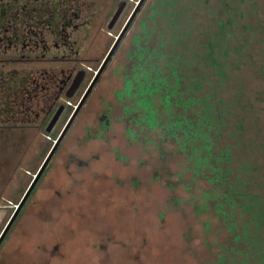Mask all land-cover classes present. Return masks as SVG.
I'll return each instance as SVG.
<instances>
[{
	"label": "rangeland",
	"instance_id": "obj_1",
	"mask_svg": "<svg viewBox=\"0 0 264 264\" xmlns=\"http://www.w3.org/2000/svg\"><path fill=\"white\" fill-rule=\"evenodd\" d=\"M63 1L78 17L71 56L84 61L80 66L86 76L71 98L58 94L57 106L64 109L49 132L44 117L57 89L46 71L56 68L60 76L59 68L66 64L51 61L50 54L44 60L7 64L0 44V233L110 46L133 10L135 14L1 239L0 264H215L233 241L218 219L208 218L209 211L194 212L207 182L189 180L173 143L160 140L159 130L141 129L124 110L129 100L117 96L125 51L152 0H58ZM193 1L173 0L185 22L187 9L198 15L191 21L200 26L211 18L226 25L231 18L228 44L236 53L231 59L243 63L237 75L264 63V0H203L198 6ZM42 36V44H49L50 36ZM255 87L264 101V82L250 84L248 90ZM256 126L262 128L263 121ZM254 131L248 139L262 140L263 133ZM251 162L263 164L260 157ZM228 255L231 259L219 264H236L238 254Z\"/></svg>",
	"mask_w": 264,
	"mask_h": 264
},
{
	"label": "trees",
	"instance_id": "obj_2",
	"mask_svg": "<svg viewBox=\"0 0 264 264\" xmlns=\"http://www.w3.org/2000/svg\"><path fill=\"white\" fill-rule=\"evenodd\" d=\"M174 4L152 0L137 19L118 99L129 100L124 110L141 129L159 130L160 140L173 143L189 180L207 182L194 212L209 211L233 241L215 264L231 259L229 251L238 254L236 264H264V126H256L264 123V101L258 87L248 90L264 82V63L237 75L243 63L231 59V18L200 26L191 21L198 15L187 9L185 22ZM254 130L262 140L248 139ZM256 157L261 166L252 164Z\"/></svg>",
	"mask_w": 264,
	"mask_h": 264
},
{
	"label": "flooded vegetation",
	"instance_id": "obj_3",
	"mask_svg": "<svg viewBox=\"0 0 264 264\" xmlns=\"http://www.w3.org/2000/svg\"><path fill=\"white\" fill-rule=\"evenodd\" d=\"M50 3H52V8L47 7ZM68 9L71 7L66 1L59 4L58 0H0V44L2 41L3 46L1 47L8 54V57L3 58L5 63L44 60L45 54H50L51 61H56V63L61 61L66 64L65 68H59L60 76L57 75L58 70L56 68H51V72L46 71L49 81L55 83L57 89L55 99L51 101L45 112L46 127L56 110L59 107L64 109L62 105L57 106L58 94L65 96L73 79L81 77L72 95L70 97L65 96L71 98L83 85L86 76L85 69L80 66L84 61L71 56V53L74 52L75 34L79 24L77 14L74 11H68ZM5 19H7V23L2 22ZM16 23L18 25L15 26ZM43 33L50 36L49 44H42ZM39 44H41V48L38 53ZM10 49L17 50V54L13 56L9 54ZM23 50L27 52L23 53ZM59 51L60 53L56 54ZM89 84H87L83 94ZM35 115L37 116L36 113ZM43 120H41L42 123Z\"/></svg>",
	"mask_w": 264,
	"mask_h": 264
},
{
	"label": "water",
	"instance_id": "obj_4",
	"mask_svg": "<svg viewBox=\"0 0 264 264\" xmlns=\"http://www.w3.org/2000/svg\"><path fill=\"white\" fill-rule=\"evenodd\" d=\"M142 0H139V2H141ZM124 2H122V4H119L118 7L116 8V10L114 11L113 15L111 16V19L109 20L107 27L110 28L113 23L115 22V20L117 19V17L119 16V14L122 11ZM135 14V10L132 11V13L130 14L129 18L127 19L125 25L123 26L122 30L120 31V33L118 34V36L115 38L114 42L112 43V45L110 46L109 50L107 51L104 59L102 60L97 72L95 73L94 77L92 78V80L90 81V84L88 86V88L86 89L85 93L83 94L82 98L80 99L79 103L77 104L75 110L73 111L72 115L70 116V118L68 119L67 123L65 124L62 132L60 133V135L58 136V138L54 141L52 147L50 148V150L48 151L47 155L45 156L44 160L42 161L41 165L39 166V168L37 169L35 175L33 176V179L31 180V182L29 183L28 187L26 188L25 192L23 193L20 201L17 203L15 210L13 212V214L11 215V217L8 219V221L6 222L5 226L3 227L1 233H0V241L3 238L4 234L6 233V231L8 230L9 226L11 225L16 213L18 212L19 208L23 205L24 201L27 199L28 195L30 194L31 190L33 189L38 177L40 176V174L42 173V171L44 170V168L46 167L48 161L50 160L54 150L56 149L61 137L63 136V134L65 133V131L67 130V128L69 127L75 113L77 112L78 108L80 107V105L83 103L84 99L86 98V96L88 95L89 91L91 90L97 76L99 75L100 71L102 70V68L105 66V64L107 63V61L110 59L111 55L113 54L118 41L123 33V31L126 29L127 25L130 23L133 15ZM81 80V77L77 78L75 77L69 87V89L66 91L65 96L66 97H70L73 93V91L76 89V87L78 86L79 82ZM62 110V107H59L56 112L54 113V115L52 116L51 120L49 121L45 131L49 132L50 129L52 128L53 124L55 123V121L57 120L60 111Z\"/></svg>",
	"mask_w": 264,
	"mask_h": 264
}]
</instances>
